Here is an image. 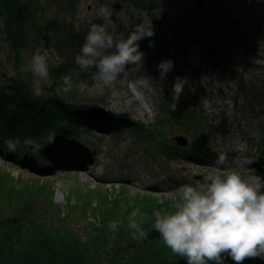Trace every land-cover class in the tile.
I'll use <instances>...</instances> for the list:
<instances>
[{
	"label": "rangeland",
	"instance_id": "1",
	"mask_svg": "<svg viewBox=\"0 0 264 264\" xmlns=\"http://www.w3.org/2000/svg\"><path fill=\"white\" fill-rule=\"evenodd\" d=\"M42 1L44 17L64 20L67 24L72 21L86 34L93 23H104L96 17L101 7L112 14L108 31L124 37L132 15L139 13L134 6L138 0H80L73 16L62 10L58 0ZM157 2L158 8L149 16H143L142 21L145 25L151 24L155 35L144 38V47L139 45L140 51L156 56L162 49V39L171 42V27L181 28L189 15L197 17L199 33L208 31L213 37L232 41L230 44L236 45L242 53L247 47L254 51L243 55L242 59L228 50L222 61L219 56L216 60L206 56L204 46L193 45L184 54L169 59L173 62L168 73L170 83L151 74H141L146 55L141 64L129 65L127 74L108 87L99 86L92 79L95 69L82 72L78 66L74 67L61 77V84L55 88L56 94L71 95L76 103L94 104L116 122L105 125L103 130L83 131L75 140H62L61 132L50 128L42 147L32 140L22 142L21 149L30 146L28 155L35 162L31 165L27 159L0 156V178L6 180L8 174L16 180L6 189L0 181V201L6 211H18L25 206L50 214V206L52 210L67 214L69 225L82 230L89 222H97L100 213L115 205L125 208L161 205L163 210L172 209L174 201L169 194L184 184L196 186L215 166V159L203 163L189 159V145L203 146L207 152L217 155L224 152L229 164L234 157L244 155L251 163L239 169L240 174L264 179V168L255 163L261 158L257 150L264 128V0ZM1 45L0 68L11 71L13 55L6 45ZM81 47H63L60 53L48 50L49 81L42 85L44 93L54 91L51 71L63 63V51L68 59L75 60ZM32 55L30 50L22 53L26 66ZM161 59L157 66L167 60ZM225 67L234 69L236 80L228 79L230 75H226ZM28 74L33 78L30 72ZM176 77L188 81L177 102V111L184 115L180 120L173 116L169 106L173 102L170 84ZM140 78L148 80V85L135 90L139 99L134 101L131 109L122 110L124 100L134 95L130 85ZM239 79L248 86L245 94L239 88ZM71 91L76 94H68ZM177 136L186 138L188 145L178 146L174 141ZM238 141L243 142L242 149H238ZM58 146L77 149L81 159L79 164L64 163V156L56 151ZM174 148L178 149L176 154L171 153ZM133 189H136L135 196L131 195Z\"/></svg>",
	"mask_w": 264,
	"mask_h": 264
},
{
	"label": "trees",
	"instance_id": "2",
	"mask_svg": "<svg viewBox=\"0 0 264 264\" xmlns=\"http://www.w3.org/2000/svg\"><path fill=\"white\" fill-rule=\"evenodd\" d=\"M41 1L0 0V41L7 46L10 55H13L11 71L2 66L0 68V156L27 159L30 165L35 163L33 157L28 155L31 153L30 146L25 145L21 149L22 142L32 140L42 147L44 136L50 128L59 130L62 140H75L83 131L103 130L105 125L116 122L94 104L76 103L71 99V95L56 94L55 88L61 84V77L77 66L75 60L65 56V51L61 55L63 63L51 71L54 77L52 87L54 91L43 92L40 97L32 94L30 89L33 78L28 72H20L21 67H26L22 53L30 50L34 54L38 49L41 53L45 49L47 52L52 49L53 52L60 53L63 47L82 46L87 35L78 30L72 21H69L68 25L64 20L44 17L45 8ZM58 1L63 11L70 16L76 14L80 0ZM134 6L139 13L132 15L126 37L137 25L143 24V16L152 14L159 3L157 0H138L134 2ZM185 20L180 25L181 28L171 27V42L162 39V49H159L157 54L162 57L141 51L147 58L141 64V74L159 77L157 61L162 60L161 58L169 60L184 54L193 45L204 46L207 50L206 56H213L215 60L219 56L222 61H225L224 57L227 55L225 52L228 50L239 54L242 59L243 55L254 51L247 47L246 53H242L240 48L230 44L232 41L213 37L208 31L199 33L198 19L193 15L187 16ZM162 36L165 37V34ZM143 40L138 43L144 47ZM41 41L44 42L43 49L40 48ZM66 43L68 45L64 46ZM223 70L227 76L230 75L228 79L236 80L233 68L225 67ZM165 81L170 83L168 74ZM170 85L172 88L173 84ZM238 85L244 94L248 92V86L243 79H239ZM68 94L74 96L76 92L71 91ZM171 112L178 120L184 116L177 109ZM261 132L262 139L257 150L261 158L255 163L264 168V128ZM9 139L19 141L14 152H9L4 145ZM192 146L187 147L189 149L187 157L191 160L203 163L208 159L216 160L218 157L214 152H207L203 146ZM177 150L174 148L171 153L176 154ZM5 177L6 180L0 178L3 189L16 182L8 174ZM120 208L123 210L119 211ZM136 208L115 205L114 208H108L100 213L97 222H89V225L79 230L69 225L67 214L58 209L52 210L50 206L48 207V211H52L50 214L36 207L25 206L18 211L8 212L0 201V264H186L184 259L174 255L164 245L159 233L152 226L154 211L172 209L163 210L161 205H156L157 209L152 206H139L143 219L140 217L137 219L146 233V238L133 240V230L128 227V217ZM111 221H116L118 225L114 232L109 229ZM225 264L234 262L228 258L225 259ZM244 264H264V260L248 259Z\"/></svg>",
	"mask_w": 264,
	"mask_h": 264
},
{
	"label": "clouds",
	"instance_id": "3",
	"mask_svg": "<svg viewBox=\"0 0 264 264\" xmlns=\"http://www.w3.org/2000/svg\"><path fill=\"white\" fill-rule=\"evenodd\" d=\"M111 15L104 7L96 12V17L104 23L91 25L80 54L75 57V64L82 72L95 69L92 79L104 87L126 75L129 65L142 63L144 53L138 42L155 35L151 24L137 25L127 37L109 32ZM43 45L41 41V49ZM47 56L46 49L43 54L38 49L27 61V66L20 69L21 73L32 74L30 90L35 97L43 95L42 85L49 81ZM172 68L171 60L161 62L157 66L160 80L166 79ZM148 82L140 78L130 85L134 95L124 100L122 110L132 108L134 101L139 99L135 90L146 87ZM187 83L186 78L176 77L171 111L176 110ZM236 143L238 149L243 148L242 141ZM18 144V140L12 139L4 142L9 152L16 151ZM250 163L246 156L238 155L229 164L227 155L219 152L215 166L202 182L198 181L196 186L181 185L175 193L169 194L174 201L171 211H154L153 228L164 245L186 264H225L228 258L234 264H244L248 259L264 260V179L254 175L245 177L239 171ZM135 194L136 189H133L131 195ZM138 217L143 219L139 208L128 217L133 240L146 238ZM117 226L116 221L109 223L113 232Z\"/></svg>",
	"mask_w": 264,
	"mask_h": 264
},
{
	"label": "bare ground",
	"instance_id": "4",
	"mask_svg": "<svg viewBox=\"0 0 264 264\" xmlns=\"http://www.w3.org/2000/svg\"><path fill=\"white\" fill-rule=\"evenodd\" d=\"M60 151V154L64 156V163H74L75 165L79 164L81 161L80 153L77 149L68 147V146H58L56 151Z\"/></svg>",
	"mask_w": 264,
	"mask_h": 264
},
{
	"label": "water",
	"instance_id": "5",
	"mask_svg": "<svg viewBox=\"0 0 264 264\" xmlns=\"http://www.w3.org/2000/svg\"><path fill=\"white\" fill-rule=\"evenodd\" d=\"M174 141L177 143L178 146H181V147H185L188 145L187 139L182 136L175 137Z\"/></svg>",
	"mask_w": 264,
	"mask_h": 264
}]
</instances>
